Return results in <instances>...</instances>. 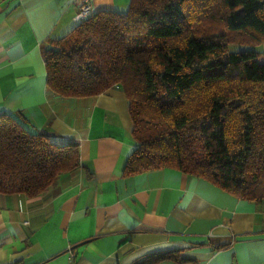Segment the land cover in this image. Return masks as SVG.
I'll return each mask as SVG.
<instances>
[{"label": "trees", "instance_id": "obj_1", "mask_svg": "<svg viewBox=\"0 0 264 264\" xmlns=\"http://www.w3.org/2000/svg\"><path fill=\"white\" fill-rule=\"evenodd\" d=\"M262 41L264 0H130L43 46L46 86L65 97L122 88L137 143L123 176L174 167L262 202ZM79 165L75 143L0 113V193L39 195ZM163 259L183 261L175 251L147 261Z\"/></svg>", "mask_w": 264, "mask_h": 264}, {"label": "crops", "instance_id": "obj_2", "mask_svg": "<svg viewBox=\"0 0 264 264\" xmlns=\"http://www.w3.org/2000/svg\"><path fill=\"white\" fill-rule=\"evenodd\" d=\"M75 0H0V113L80 165L36 196L0 193V264H264V201L174 167L123 176L137 143L122 88L65 97L46 86L43 46L74 26ZM130 0H91L123 12ZM264 53V41L260 45Z\"/></svg>", "mask_w": 264, "mask_h": 264}, {"label": "built area", "instance_id": "obj_3", "mask_svg": "<svg viewBox=\"0 0 264 264\" xmlns=\"http://www.w3.org/2000/svg\"><path fill=\"white\" fill-rule=\"evenodd\" d=\"M74 15L72 17L75 23H79L92 14L91 0H75Z\"/></svg>", "mask_w": 264, "mask_h": 264}, {"label": "rangeland", "instance_id": "obj_4", "mask_svg": "<svg viewBox=\"0 0 264 264\" xmlns=\"http://www.w3.org/2000/svg\"><path fill=\"white\" fill-rule=\"evenodd\" d=\"M239 48H241V47H239Z\"/></svg>", "mask_w": 264, "mask_h": 264}]
</instances>
